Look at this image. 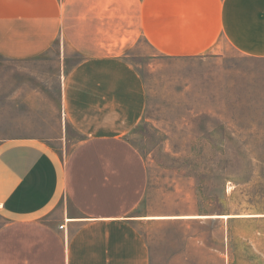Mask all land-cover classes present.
I'll use <instances>...</instances> for the list:
<instances>
[{
    "label": "crops",
    "instance_id": "obj_1",
    "mask_svg": "<svg viewBox=\"0 0 264 264\" xmlns=\"http://www.w3.org/2000/svg\"><path fill=\"white\" fill-rule=\"evenodd\" d=\"M139 39L168 57L223 42L264 60V0H0V57L58 42L78 57L63 59L59 111L82 135L67 158L42 139H0V264H151L143 228L167 217L140 211L144 166L124 140L146 104L124 59Z\"/></svg>",
    "mask_w": 264,
    "mask_h": 264
},
{
    "label": "rangeland",
    "instance_id": "obj_2",
    "mask_svg": "<svg viewBox=\"0 0 264 264\" xmlns=\"http://www.w3.org/2000/svg\"><path fill=\"white\" fill-rule=\"evenodd\" d=\"M217 45L178 58L139 39L124 56L146 93L124 136L144 166L140 211L167 217L143 228L151 264H264V60ZM63 59L78 57L60 42L0 57V139L38 138L70 156L82 135L60 128Z\"/></svg>",
    "mask_w": 264,
    "mask_h": 264
},
{
    "label": "built area",
    "instance_id": "obj_3",
    "mask_svg": "<svg viewBox=\"0 0 264 264\" xmlns=\"http://www.w3.org/2000/svg\"><path fill=\"white\" fill-rule=\"evenodd\" d=\"M63 225H61L60 227L62 228Z\"/></svg>",
    "mask_w": 264,
    "mask_h": 264
}]
</instances>
